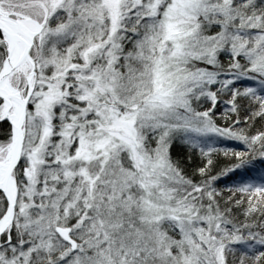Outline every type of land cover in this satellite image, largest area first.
<instances>
[{
    "label": "snow or ice",
    "instance_id": "snow-or-ice-1",
    "mask_svg": "<svg viewBox=\"0 0 264 264\" xmlns=\"http://www.w3.org/2000/svg\"><path fill=\"white\" fill-rule=\"evenodd\" d=\"M0 264H264V0H0Z\"/></svg>",
    "mask_w": 264,
    "mask_h": 264
}]
</instances>
